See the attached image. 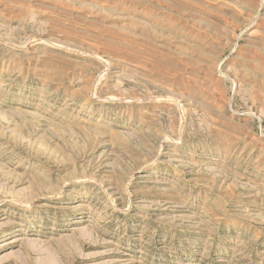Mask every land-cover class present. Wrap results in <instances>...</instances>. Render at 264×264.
<instances>
[{
	"label": "rangeland",
	"instance_id": "374dc122",
	"mask_svg": "<svg viewBox=\"0 0 264 264\" xmlns=\"http://www.w3.org/2000/svg\"><path fill=\"white\" fill-rule=\"evenodd\" d=\"M0 264H264V0H0Z\"/></svg>",
	"mask_w": 264,
	"mask_h": 264
}]
</instances>
